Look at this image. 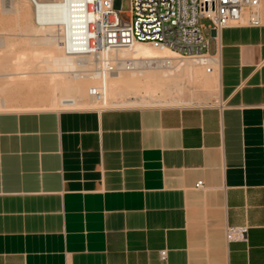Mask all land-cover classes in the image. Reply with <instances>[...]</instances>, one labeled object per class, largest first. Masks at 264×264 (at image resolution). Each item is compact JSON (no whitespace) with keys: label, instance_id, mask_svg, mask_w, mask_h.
I'll use <instances>...</instances> for the list:
<instances>
[{"label":"crops","instance_id":"obj_1","mask_svg":"<svg viewBox=\"0 0 264 264\" xmlns=\"http://www.w3.org/2000/svg\"><path fill=\"white\" fill-rule=\"evenodd\" d=\"M209 51L210 103L0 111V264H264V24Z\"/></svg>","mask_w":264,"mask_h":264},{"label":"built area","instance_id":"obj_2","mask_svg":"<svg viewBox=\"0 0 264 264\" xmlns=\"http://www.w3.org/2000/svg\"><path fill=\"white\" fill-rule=\"evenodd\" d=\"M37 0H31L36 4ZM67 7V22L62 28L61 45L65 54L88 57L99 78L122 69L110 53L131 48L136 42H147L159 49H170L181 56L198 57L208 72L216 54L209 51L210 39L204 35L206 26L215 48L219 47L224 28L264 24V0H128V19L122 14L125 0H63ZM216 61V60H215ZM129 61L125 67H128ZM124 67V68H125ZM92 96L105 98V85L92 87ZM203 180L196 187H203ZM249 226H227L226 239L248 240ZM166 260L168 249L159 251Z\"/></svg>","mask_w":264,"mask_h":264},{"label":"bare ground","instance_id":"obj_3","mask_svg":"<svg viewBox=\"0 0 264 264\" xmlns=\"http://www.w3.org/2000/svg\"><path fill=\"white\" fill-rule=\"evenodd\" d=\"M67 14V7L63 0H37L36 4H34V19L37 24V29L33 28V33L29 28L27 31L29 30L35 36L39 34L38 31L41 29H48V33L46 32L47 36L39 38L41 41H37L38 38H36L37 43L33 40H29V43L26 41L27 45L24 44L23 50L17 49L18 41L16 42L14 39L7 43H4L1 39L0 42L9 52L18 50L12 58H14V61L20 67L12 74L18 77L28 76L33 73L38 74L36 77L28 78L27 84L29 86L32 84L38 85V81L40 80L46 81L44 84H46L45 86L47 88L45 87L44 90L42 87L44 90L42 94L50 97V102L46 104L49 109H102L132 107L140 104L164 106L181 104L186 101L180 96H172L169 98L150 97L155 96L158 90L166 88L167 84H176L185 77L198 88L208 89L214 87L219 90L217 55L214 57L216 61L214 60L211 64L213 66L212 71L208 72L206 66L201 64L198 57L176 55L173 53L175 52L173 50L159 49L147 42H136L131 48L115 49L110 53L113 58L121 63L122 68L131 61L137 64L140 67H138L139 69L135 68L136 70L133 69L130 71L131 68H129V72L119 69L118 71L110 73L105 79L99 78L97 73L93 71V66L87 63L91 59V56L79 57L64 53L61 38L63 34L62 28H64L67 22ZM57 26H61L62 28H58ZM54 27L55 29H53ZM38 42L43 43H40L42 45H40L41 47H36L39 45ZM165 65L168 67L165 68ZM35 66H38L40 70L32 71L31 69ZM0 71V76L8 74L3 69ZM40 83L42 86L43 81ZM103 85L106 88L105 98L90 94L92 87ZM41 86L39 87L41 88ZM142 92L144 93L142 94ZM25 104L27 105V103ZM42 105L44 106L45 104ZM10 106L6 101H3L1 103V111L13 110L9 109ZM38 106L36 104H30L26 109L34 110ZM23 107L26 106L24 105ZM35 110L39 111L38 108Z\"/></svg>","mask_w":264,"mask_h":264},{"label":"rangeland","instance_id":"obj_4","mask_svg":"<svg viewBox=\"0 0 264 264\" xmlns=\"http://www.w3.org/2000/svg\"><path fill=\"white\" fill-rule=\"evenodd\" d=\"M54 1H57V0H54ZM129 8H130L129 1L125 0L123 2L124 13L122 14V17L124 19H128L126 11H128ZM201 23H203L206 26V28L204 29L205 37L209 38L214 43V41L211 38V30L207 28L210 21L208 19H202ZM28 28L29 30L31 29V32L33 31L32 30L33 28L37 29V24L34 19V4L31 2V0H0V42H1V39L4 41V43L5 42L7 43L10 40L12 41V39H14V41L16 42L18 41L17 49L19 48L21 50L22 48L24 49V44L27 45V42L29 43V40H33L36 43L37 41H41L39 38L47 36V33L49 31L48 29L47 30L41 29L40 31H38L39 34H36L34 36L33 34H31L29 30L27 31ZM19 29L20 31L22 30L21 33ZM53 29H55V27ZM23 32L25 33L22 34ZM33 37L34 39H32ZM36 38H38L37 41H36ZM40 43L38 42L39 45L36 44L37 45L36 47H41L42 45ZM15 52H9L4 45L2 46L0 44V70L3 69L4 71L8 73L5 76L4 75L0 76V81H1L0 82V111L2 109L1 103L3 101H6L9 106L11 105L9 109H13L14 111L32 110V109H26L28 105L30 104L39 105L37 107L39 110L49 109L48 105L46 106V104L50 102V97L48 95L42 94L46 87L45 86L46 84H44L46 81L44 80L38 81V85L40 84L39 86H41L40 82L43 81L42 83L43 85L41 86V88L37 84H32L33 85L32 87V85L29 86V84H27V80L28 78L38 76V74L33 73L28 76H21V77H18L17 75L12 74L14 71L18 70V67H20L14 61V58H12L13 55H15ZM173 53L176 55H179L176 52H173ZM138 67L139 66L137 64L130 63L128 65V68L125 67V68H122V70L129 72V68H131L130 69L131 71ZM164 67L167 68L168 66L165 65ZM31 70L38 71L40 70V68L38 66L37 67L35 66ZM29 81L31 82V80ZM42 87L44 88V90ZM143 93L144 92H142V94ZM217 95H218L217 88H214V87L208 88V89L198 88L194 84L190 83L189 80L185 77V78H182L180 82L178 81V83L176 84L174 83L167 84L166 88H164L163 90H158L155 93V96H151V97L148 96V97L150 98H162V97L169 98L172 96H180L182 99L186 101L185 103L169 105V106H181L182 107V106H193V105H198V104L210 103L211 101H214L217 98ZM132 98L135 99L134 97ZM25 103H27V105ZM42 104H45V105L43 106ZM22 105L23 106L25 105L26 107H23ZM132 107H168V106L157 105V104H146V105L140 104V105H135ZM113 108H118V107H113ZM119 108H123V107H119Z\"/></svg>","mask_w":264,"mask_h":264}]
</instances>
